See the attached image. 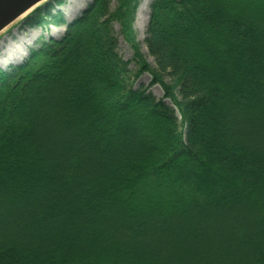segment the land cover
Returning <instances> with one entry per match:
<instances>
[{
  "label": "trees",
  "instance_id": "obj_1",
  "mask_svg": "<svg viewBox=\"0 0 264 264\" xmlns=\"http://www.w3.org/2000/svg\"><path fill=\"white\" fill-rule=\"evenodd\" d=\"M138 1L24 17L65 30L0 70V264H264V0H151L153 64Z\"/></svg>",
  "mask_w": 264,
  "mask_h": 264
},
{
  "label": "rangeland",
  "instance_id": "obj_2",
  "mask_svg": "<svg viewBox=\"0 0 264 264\" xmlns=\"http://www.w3.org/2000/svg\"><path fill=\"white\" fill-rule=\"evenodd\" d=\"M92 0H60V2H57V0H49L51 6H52V14L53 16L57 15V13H60V18L65 21L66 23L70 21L71 19L75 18L76 15H79V13L89 5V3ZM143 0H139L137 7L142 3ZM151 0H149L150 2ZM146 6L144 5L142 8L135 11L134 13V20L132 23V39L134 42H137L139 45V50L144 55V58L146 61H149L151 64H153L152 58L148 54L147 50L145 49V46L143 44L145 32H146V25L148 22V14H149V7L148 4ZM75 13V16H71L69 18H66V14L68 13ZM23 17L18 19L14 22V24L7 29L3 30V32L0 34V67L4 69V71L11 70L13 66H16V64L22 63L24 60H26L27 55H24L19 61L15 62H7L5 59L3 60L2 56L4 54V51H7L9 49H13L15 45L17 46V49L23 50L27 48V51L31 49L37 48L39 46L41 41L47 40L51 36L52 33L55 32L56 34H52L53 38H58L62 34L61 31L65 28L64 25H59L58 23L51 22L50 19H46L41 23L40 26H36V28H31L30 26L23 23ZM52 26V29L51 27ZM60 28V29H59ZM60 30V33H57V31ZM118 45H117V52L122 56V58L130 59L132 57L133 51L131 49V43H129L127 40H123L121 36L117 37ZM22 45H19V44ZM16 49V48H15ZM0 68V70H1ZM150 80V77L148 74L144 73L142 74L138 79L137 83H142L145 85H148V82ZM150 92L154 94L158 99L163 95L161 92L160 87L156 85H152L149 88ZM178 118L180 117V114L176 111ZM184 131V127L182 129V132Z\"/></svg>",
  "mask_w": 264,
  "mask_h": 264
},
{
  "label": "water",
  "instance_id": "obj_3",
  "mask_svg": "<svg viewBox=\"0 0 264 264\" xmlns=\"http://www.w3.org/2000/svg\"><path fill=\"white\" fill-rule=\"evenodd\" d=\"M47 1L49 0H0V34Z\"/></svg>",
  "mask_w": 264,
  "mask_h": 264
},
{
  "label": "bare ground",
  "instance_id": "obj_4",
  "mask_svg": "<svg viewBox=\"0 0 264 264\" xmlns=\"http://www.w3.org/2000/svg\"><path fill=\"white\" fill-rule=\"evenodd\" d=\"M148 2H149V0H143L142 3L138 6L139 7L138 8V11L144 5L146 6V4ZM66 16H67L66 18H69L71 16L73 17V16H75V13H73V12L72 13H68V14H66ZM76 16H78V15H76ZM49 27H51V29H52V26H49ZM50 33L56 34L54 31L53 32H50ZM57 33H60V30H58ZM19 45H22V44L20 43ZM17 46L18 45H15V47L13 49H9L7 51H4V54L2 56L3 57L2 59L3 60L5 59L7 62L12 63V62H15V61H19L22 57H24V55H25V53L27 51V48L26 49H23V50H19V49H17Z\"/></svg>",
  "mask_w": 264,
  "mask_h": 264
}]
</instances>
